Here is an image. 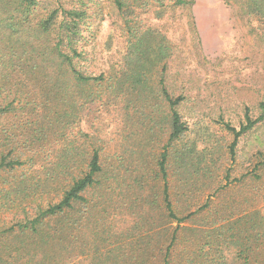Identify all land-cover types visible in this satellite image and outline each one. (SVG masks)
Wrapping results in <instances>:
<instances>
[{
	"label": "trees",
	"instance_id": "16d2710c",
	"mask_svg": "<svg viewBox=\"0 0 264 264\" xmlns=\"http://www.w3.org/2000/svg\"><path fill=\"white\" fill-rule=\"evenodd\" d=\"M223 1L252 34L264 36V0ZM113 3L126 53L108 74L94 75L88 70L89 59L80 39L81 24L87 30L91 27L89 6L100 14L98 0H0V119H7L0 124V169L22 170L11 181L0 183V264H94L95 257L100 260L110 254L112 264H125L126 256L136 258L132 264H148L139 259L146 255L144 250L136 257L133 251L127 255L129 243H109L104 224L99 225L103 234L96 240L103 246L94 245V186L106 182L109 172H116L113 164L110 171L104 169L103 149L94 147V85L101 89V108L108 102L129 106L141 114L149 130L168 122L167 143L156 159L163 181L162 207L178 223L194 212L175 209L169 167L178 180L173 190L178 199L191 192L210 169L203 153L183 143L189 125L181 108L187 95L176 94L165 84L175 49L165 30L166 21L177 7L194 2ZM261 108L255 118L246 111L238 128L224 124L233 136L232 159L238 139L264 121ZM195 114L200 115L199 111ZM261 167L264 155L254 166V178H262ZM246 175L236 180L241 182ZM53 188L61 190L57 201L49 198ZM89 191L92 196H85ZM45 197L46 203L36 200ZM244 201L245 205H226L217 227L237 237L242 264H250L249 253L254 249L248 241L253 232L264 236V214L257 194ZM201 206L196 209L207 208L209 203ZM175 240L176 231L157 250L159 256L154 255L161 264H169Z\"/></svg>",
	"mask_w": 264,
	"mask_h": 264
},
{
	"label": "rangeland",
	"instance_id": "374dc122",
	"mask_svg": "<svg viewBox=\"0 0 264 264\" xmlns=\"http://www.w3.org/2000/svg\"><path fill=\"white\" fill-rule=\"evenodd\" d=\"M98 1L100 14L89 6L87 22H91V27L87 30L81 24L80 39L89 59L88 70L94 75L108 74L126 53L113 0ZM192 1L190 7H177L166 21L165 30L175 49L165 84L176 94L187 95L181 108L189 125L183 143L203 153L210 169L206 177L193 184L191 192L178 199L173 194L178 180L169 167L175 209L190 208L194 212L178 223L168 218L162 207L163 181L156 159L167 143L168 122L149 130L141 114L129 106L108 102L101 108V89L94 85V147L103 149L104 169L110 171V164L116 169L115 174L109 172L106 182L94 186V245L103 246L96 240L103 231L99 225L104 224L109 243H129L127 255L133 251L139 257L144 250L146 255L139 259L161 264L154 255L159 256L157 250L165 247L176 231L169 264H242L237 237L217 226L219 215L227 211L226 205H245V197L252 194H257V205L264 213V168L260 170L261 179L251 174L264 155V121L238 139L234 159L229 154L233 136L224 124L238 128L246 111L255 118L262 105L264 108V36L252 34L223 0ZM6 123V118L0 119V124ZM21 172L20 168H1L0 183L11 181ZM243 174L246 177L238 182L236 179ZM215 189H219L216 195ZM49 193V198L57 201L61 190L53 188ZM92 194L89 191L85 196ZM36 200L46 203L49 199ZM207 202L209 207L196 209ZM255 235L250 234L248 241L254 249L249 253L250 264H263L264 236ZM125 259V264H132L136 258ZM112 262V254L100 260L94 258V264Z\"/></svg>",
	"mask_w": 264,
	"mask_h": 264
},
{
	"label": "crops",
	"instance_id": "0c3cea01",
	"mask_svg": "<svg viewBox=\"0 0 264 264\" xmlns=\"http://www.w3.org/2000/svg\"><path fill=\"white\" fill-rule=\"evenodd\" d=\"M264 214V213H263Z\"/></svg>",
	"mask_w": 264,
	"mask_h": 264
}]
</instances>
